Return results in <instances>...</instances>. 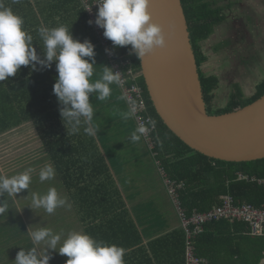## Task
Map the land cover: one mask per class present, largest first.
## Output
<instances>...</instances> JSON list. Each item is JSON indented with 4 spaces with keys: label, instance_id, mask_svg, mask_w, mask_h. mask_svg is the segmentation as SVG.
<instances>
[{
    "label": "crops",
    "instance_id": "0c3cea01",
    "mask_svg": "<svg viewBox=\"0 0 264 264\" xmlns=\"http://www.w3.org/2000/svg\"><path fill=\"white\" fill-rule=\"evenodd\" d=\"M3 2L5 6L11 7L15 13L23 17L26 24L35 23L37 27V23L40 21L42 27L52 28L50 25L53 24L54 20L56 22L61 20V16L57 15L47 22L45 16L40 15V10L53 7L59 0H20L19 3H13V0H3ZM218 5L222 7L223 21L215 28L211 36L202 41L203 52H208V55L205 54L207 61L203 65L208 70H210V66H213L219 79L215 95L218 88L219 91L220 89H225L223 84H221L223 83L221 82L222 78L219 77L223 69L228 67L235 69L241 65V57H244V59L257 58L260 53L258 51H264V46L261 47V41H264V0H221ZM23 8L28 10V17L21 11ZM225 10L226 12L224 13ZM250 19L253 20L251 23ZM249 35H252L253 38L250 39ZM76 37L81 42L89 38L83 34H76ZM226 37L229 38V44L224 49L218 50L214 42L222 41ZM248 40L251 42V46L248 45ZM211 41L213 45L210 44ZM93 45L95 46L94 49L99 46L97 42H93ZM225 55L230 58L228 63H224L223 56ZM46 71L48 73L49 68H46ZM50 71L53 73V70ZM205 73L208 74L207 72ZM100 76L101 73L94 67V75L91 79L95 81ZM3 82L5 81H0V84ZM236 84L240 83L230 81L229 90L236 88ZM116 86L121 92L119 85L116 84ZM111 87H114V84ZM223 95H225L224 92ZM232 95L231 92L228 93L230 99ZM243 95L245 96V94ZM122 97L123 102L119 103L120 99H117L113 93L105 101L97 100L94 95H90L89 98L94 108L95 116L91 124L87 125L100 151L106 157L110 171L130 212L131 220L137 228V233L134 228H128L127 226L124 228L120 225H115L113 228L110 226L99 228L103 225L101 224V219L92 221V214L81 208L73 191L70 192L66 188V183L58 172L53 153L44 141V131L39 128L37 119L47 120L46 125L52 133L49 135L50 138H71L70 144L64 147L74 148L79 142L75 135L80 138V136L84 137L86 134L81 129L77 133H73L70 126L62 120L59 111L62 105L59 104L51 88L50 90L47 89L45 93L44 113L40 115L35 113V109H37L36 103L35 109L33 108L35 117L31 116L27 121L20 125L12 126L9 130L0 134V175L11 177L23 172L29 165L36 170L32 174L34 176L32 183L36 187L52 184L51 187H56L62 196L67 197L71 207L57 208L50 215L42 212L41 209L33 210L27 205L28 201L31 200V195L23 196L17 193L14 198L5 193L0 196V201L4 200V203L9 208L8 212L0 215V264H15L16 254L21 248L25 249V251L36 248L38 256L49 255V264H66L68 257L60 255L57 250L46 249L44 242L40 244L33 242L29 233L41 227H48L54 232L62 234L61 243L70 231H82L98 241L116 244L125 251V264L176 263L175 261L178 260L180 252L176 240L174 239V244L173 242L156 244L154 241L176 230H180L181 220L173 198L168 193L164 180L160 176L159 164L146 147L143 137H141L139 142L135 143L130 140V135L135 131L137 125L133 116L127 120L123 118L122 114L130 112V110H127L128 104L123 94ZM118 108L119 110H116ZM4 144L7 146L6 152L1 149ZM122 148H130L131 152L136 154V156H129L128 154L124 160H119L117 150ZM28 149L30 150V157H25L22 162H12L13 156L19 155L22 159V153L28 154ZM12 151H14V154L9 157L8 153ZM127 153H129V149H127ZM74 158V161L65 163V165L72 166L71 175L77 178L75 172H78L77 170L83 166L84 162L82 159H78L79 154L77 153L74 154L72 160ZM112 158L113 161H111ZM3 159L4 165L1 163ZM133 160H136L137 163L133 162ZM46 164H51L55 168L56 175L53 180L41 183L38 173ZM7 165H9L8 169ZM134 167L141 171L138 173L132 172L131 169ZM152 169L156 174L154 177L150 173ZM35 189L39 190V188ZM48 189L49 187L46 188V191ZM25 199L27 201H24ZM57 215L61 216V220L56 222L55 217ZM45 218H49L52 222H46ZM222 230V228H215L210 233L213 235H217L218 232L222 234ZM233 231V235L236 238L248 235L245 229H233ZM59 246L58 244L57 249ZM222 255L224 256V253Z\"/></svg>",
    "mask_w": 264,
    "mask_h": 264
},
{
    "label": "trees",
    "instance_id": "16d2710c",
    "mask_svg": "<svg viewBox=\"0 0 264 264\" xmlns=\"http://www.w3.org/2000/svg\"><path fill=\"white\" fill-rule=\"evenodd\" d=\"M220 1L182 0L210 114L231 112L251 104L264 95L263 80L257 85L256 92L250 98H244L242 92H237L232 95L226 106L213 110L212 102L219 79L216 75L206 74L202 69L207 61L202 41L211 36L215 28L223 21L222 7L218 5ZM21 11L28 17L26 8ZM41 14L45 16L47 22L60 15L61 20L59 22L54 20L50 27L65 25L70 28L74 39H77L76 34H83L89 37L87 40L99 44L92 25L88 23L81 0H59L53 7L40 10ZM41 24L39 21L36 27L35 23H24V29L33 36V47L38 56L44 59L43 41L38 34V29L42 27ZM114 48L116 56L126 55L140 67V60L134 53L130 54V45ZM50 70H53V73ZM57 77L56 62L53 61L48 73L46 68L41 69L39 64L36 70H33L31 66H21L15 76L4 80L5 82L0 84V134L12 126L27 121L31 116L35 117V113L39 115L44 113L45 93L47 89H53ZM139 81L145 89L150 114L156 121V129L152 133L155 141L152 152L155 153L156 161L160 162L159 168L164 170L166 178L177 184L184 183L183 187H178V193L186 214L190 216L195 210L205 212L213 209L223 203L225 195L233 196L237 205L252 204L262 207L264 205V158L232 162L214 159L194 150L163 122L148 95L143 76ZM36 103L37 109H35ZM37 121L39 128L44 131V141L53 153L58 172L64 179L66 188L70 192L73 191L79 206L92 214L91 220L95 221L100 218L103 225L99 228L104 226L113 228L115 225H120L124 228L126 226L134 228L137 233V228L131 220L130 212L110 171L106 157L100 151L88 125H81L80 129L84 130L86 136L79 138L75 135L79 142L71 148L64 147L70 144L71 138H50L49 135L52 133L46 125L47 120L37 119ZM76 153L79 154L78 159L84 162L83 166L77 170L78 172H75L77 178L71 175L72 166L65 165L75 160V158L72 160V157ZM238 173L262 179L263 182L239 179ZM111 215L113 216L110 217ZM215 228H222V234L219 232L217 235L211 234L210 232ZM233 229H245L248 235L236 238L233 235ZM174 239L180 249L179 258L175 264H186L185 231L182 227L180 230L158 238L154 243L173 242L174 244ZM196 252L205 258L208 264H263L264 234L252 235L249 225L245 222H231L228 219L213 221L206 224L204 232L196 238Z\"/></svg>",
    "mask_w": 264,
    "mask_h": 264
},
{
    "label": "clouds",
    "instance_id": "9594fccd",
    "mask_svg": "<svg viewBox=\"0 0 264 264\" xmlns=\"http://www.w3.org/2000/svg\"><path fill=\"white\" fill-rule=\"evenodd\" d=\"M19 2L13 0V3ZM96 3L98 11L94 23L104 30V37L114 47L130 45V54L134 53L140 61L157 48L166 47L167 39L162 26L152 20L149 10L151 0H96ZM88 23L91 25L93 21ZM38 34L43 41L44 59L33 47V36L24 29L23 17L0 0V81L15 76L21 66H31L33 70H36L37 64L41 69L51 68L55 61L58 77L53 92L62 105L60 115L71 131L77 133L82 124L90 125L94 119L90 95L100 101L107 100L112 95L111 85L121 82V73L104 65L100 78L93 81L95 46L90 40L81 42L74 39L70 28L65 25L40 27ZM122 116L127 120L132 118L133 113L124 112ZM147 124L154 129L156 121L149 119ZM148 131L149 127L144 124L137 126L130 135L131 142H139ZM35 171L29 167L11 177L0 175V196L6 193L15 198V194L29 190ZM55 175L56 170L51 164L43 166L38 173L41 183L53 180ZM28 206L33 210L43 209L51 215L57 208H70L71 204L53 186L43 194L32 192ZM8 210L4 200L0 201V215ZM29 235L35 244L44 242L46 249L57 250L60 255L68 257L66 264H125L122 247L98 241L82 231H70L62 243V234L48 227L36 229ZM49 260L47 254L38 256L36 248L28 251L21 248L16 254L15 264H49Z\"/></svg>",
    "mask_w": 264,
    "mask_h": 264
},
{
    "label": "water",
    "instance_id": "95a60500",
    "mask_svg": "<svg viewBox=\"0 0 264 264\" xmlns=\"http://www.w3.org/2000/svg\"><path fill=\"white\" fill-rule=\"evenodd\" d=\"M152 20L167 45L140 61L152 104L163 122L194 150L246 162L264 158V95L249 105L210 114L182 0H151Z\"/></svg>",
    "mask_w": 264,
    "mask_h": 264
},
{
    "label": "built area",
    "instance_id": "2783aa9c",
    "mask_svg": "<svg viewBox=\"0 0 264 264\" xmlns=\"http://www.w3.org/2000/svg\"><path fill=\"white\" fill-rule=\"evenodd\" d=\"M85 9L88 21L92 20V28L99 40V44L104 48L109 63L114 72L121 73V87L125 99L128 103L131 113L135 119L136 125L144 124L149 127V131L143 135V139L148 144L150 151L152 152L155 146L152 133L156 129H152L147 121L153 119L149 111L146 92L141 85L139 79L142 76L141 67L135 65L133 60L126 55L116 56L114 54L115 48L110 40L104 37L103 29L98 27L94 21L98 11V4L96 0H81ZM90 8V10H89ZM106 49L110 51H106ZM155 156V153L152 152ZM160 163V162H159ZM158 163V164H159ZM163 170V169H161ZM164 172V170H163ZM167 184V191L173 198L177 213L181 220V227L185 231V260L186 264H208L207 260L199 256L196 252V238L205 230L206 224L228 219L231 222H245L249 225L252 235L264 234V205L262 207H256L252 204H235L234 198L231 195H225L223 197V203L214 207L208 211L202 212L195 210L190 216L186 214L185 209L182 207L180 196L178 193V187H183L184 183H176L165 177ZM239 179H246L252 181L263 182L262 179L256 177H250L243 173H238Z\"/></svg>",
    "mask_w": 264,
    "mask_h": 264
},
{
    "label": "rangeland",
    "instance_id": "374dc122",
    "mask_svg": "<svg viewBox=\"0 0 264 264\" xmlns=\"http://www.w3.org/2000/svg\"><path fill=\"white\" fill-rule=\"evenodd\" d=\"M225 12H226V10L224 11V13ZM252 21L253 20L250 19V23ZM249 38L251 39V38H253V36L249 35ZM261 42H262L261 47H263L264 41L262 40ZM210 44L213 45L212 41L210 42ZM228 44H229V38L228 37H226L222 41H219V42L215 41L214 42V45L216 46V48L218 50L224 49L225 47H227ZM98 45L99 46L96 49H94V51L96 52V57H95L96 65L94 67L98 72H100L102 74V70H103L104 65L109 66L110 64H109V61H108V58H107V55H106L104 48L100 44H98ZM248 45L251 46V42L249 40H248ZM258 53L259 54H258L257 58H245L244 59V57H241V59H240L241 65L237 66L235 69L228 67V68L222 70L219 77L222 78L221 82H223V83H221V84H223L225 89H220V91H219V88H218V91L216 92V95H215L213 102H212L213 110H217L218 108L224 107L228 104V102L230 100V98L228 97L229 92H231V95L234 93H237V92H242L243 94H245L244 98H250L251 96H253V94L256 92L257 85L264 80V58H263L264 51H258ZM205 54L208 55V52L205 51ZM229 59L230 58H228L227 55L223 56L224 63H228L230 61ZM203 71L207 72L208 75H216L217 76V73L213 69V66H210V70H208L207 67H205V65H203ZM209 71H210V73H209ZM230 81H236V82H239L240 84H236L235 85L236 88L229 90L228 86L230 85ZM111 88H112L113 95L117 99H120L119 103H122L123 102V97H122L123 91L120 92V90H118V87L116 86V84H114V87H111ZM120 89H121V87H120ZM219 92H220V97H219ZM223 92L225 95H223ZM123 96H124V94H123ZM124 98H125V96H124ZM128 108H129V106L127 107V110L129 111L130 109H128ZM116 110H119V108ZM144 143H145L146 147L148 148V150L150 151L148 144L146 143L145 140H144ZM6 148H7V146L5 144L1 146V149L4 152H6V150H5ZM127 149H129V153H127ZM27 151H28V154L22 153V159L19 155H15L12 157V154H14V151L8 153V155H9V157H12V162H22V161H24L25 157H30V150L28 149ZM4 152H2V153H4ZM117 153L119 156V160H124L126 155H128V154H129V156H132V155L136 156V154H133L131 152L130 148L119 149V150H117ZM152 156H154L153 153H152ZM111 161H113V158ZM133 162L137 163L136 160H133ZM1 163L4 165V163H5L4 159H3V161H1ZM8 167H9V165H7V169H8ZM29 167L30 166L28 165V168ZM131 171L134 173H138L141 170L134 167L133 169H131ZM159 171H160V176L163 178L164 183L167 187L166 179H164V172L160 168H159ZM150 173H151L152 177L156 176L153 169L150 170ZM157 175H158V173H157ZM33 177L34 176L32 175V178ZM31 184H30L29 190L24 189L19 194L23 195V196L24 195H31L32 192H37V193L43 194V193L47 192L46 191L47 187L52 186V184H49L48 186L47 185H40V186L36 187L32 182H31ZM35 188H39V190H37ZM24 201H27V200L25 199ZM29 204H30V200L28 201L27 205H29ZM41 211L45 212L43 209H41ZM45 220H47L46 222H48V223L52 222V220H50L49 218H45ZM60 220H61V216L57 215L55 217V221L57 222ZM56 229H57V227H56Z\"/></svg>",
    "mask_w": 264,
    "mask_h": 264
}]
</instances>
